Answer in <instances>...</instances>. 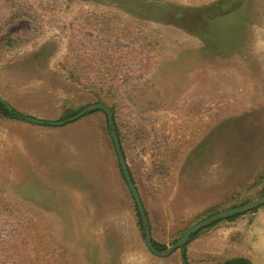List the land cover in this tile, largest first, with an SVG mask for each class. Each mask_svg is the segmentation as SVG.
I'll use <instances>...</instances> for the list:
<instances>
[{"label": "rangeland", "instance_id": "374dc122", "mask_svg": "<svg viewBox=\"0 0 264 264\" xmlns=\"http://www.w3.org/2000/svg\"><path fill=\"white\" fill-rule=\"evenodd\" d=\"M137 33L148 49L128 42ZM15 36L24 43L0 54V98L24 117L63 122L96 104L61 69L69 52L86 77L97 61L135 94L117 122L165 250L263 196L264 0H0V45ZM106 124L99 111L64 126L0 120V264H183L181 249H147ZM184 253L264 264V205L202 230Z\"/></svg>", "mask_w": 264, "mask_h": 264}, {"label": "trees", "instance_id": "16d2710c", "mask_svg": "<svg viewBox=\"0 0 264 264\" xmlns=\"http://www.w3.org/2000/svg\"><path fill=\"white\" fill-rule=\"evenodd\" d=\"M13 20H14V18L11 19V21H13ZM95 24H98V23L95 22ZM107 32H108L107 29L100 31V33H107ZM15 37H17L16 38L17 41L13 39L14 37H9L4 44L0 45V54L11 51L15 46H17L21 43H22L21 45H23L24 41L20 42V41H18L19 40L18 36H15ZM124 39H126L125 36H124ZM131 39H133V40L128 39V42H131V41L134 42L135 41L134 43H136V44L139 43V47H142L143 49H148L152 45L151 44L152 42L146 36H144L141 33L135 34L134 38H131ZM134 43H132V44H134ZM71 55H72L71 52L67 53V55H65L64 59L60 62L59 65H60L61 69L67 74L68 78L72 82L79 85L88 94H90L95 99L96 104H100V105L108 108L109 110H111V112L113 114V125H114V128L116 130V137H117L119 144H120V147H121L122 156L125 159L126 154H125V150H124V144L126 143V136L123 134L121 127L117 122V116L119 115L120 111H122V99L125 98L126 101H128L129 103H131L133 105L134 102L136 101L135 100V94L128 91L125 93V95H123L122 90L118 89L116 86V78L112 75V70H110V67H108L107 65H104V64H97V61H95V63L93 64L94 70L96 71L93 78L86 77L84 74H82L81 70H85V69H87V67L82 66V62L80 60H78L77 58L72 57ZM103 67L107 68L106 72L98 73V72H100V70ZM6 105H8L6 102H5V104L0 103V120L25 121V119L27 117H24L22 114H20L19 112H17L13 108H11V111H8L6 109ZM98 111L102 112L100 110H98ZM105 132H106V134H107L108 138L110 139L111 144L113 146L107 124L105 127ZM129 174L131 176L130 171H129ZM262 184H264V174L258 178L257 183H256V185H262ZM129 192H130V190H129ZM261 194L264 195V188L261 190ZM135 207H136V205H135ZM254 211H252V212H254ZM211 214H213V213H211ZM136 215H137V220H138V226L140 227V229H143V224H142V221L140 219V215L138 213L137 208H136ZM145 216L147 217L146 213H145ZM240 216L241 215L234 216V217L226 219L224 221H232V220H234ZM217 223H219V222H217ZM217 223H215V224H217ZM215 224H213V225H215ZM213 225H211V226H213ZM207 228H209V227H207ZM185 232H183L182 235ZM199 233L192 236L191 239H194ZM152 245H153V248L158 252H162L165 250L164 246H161V245L155 243L153 240H152ZM184 248H185V246L181 249L182 261H183V264H188L187 258H186L185 253H184ZM213 264H255V263L246 257H233V258L225 259V260H222L218 263H213Z\"/></svg>", "mask_w": 264, "mask_h": 264}, {"label": "water", "instance_id": "95a60500", "mask_svg": "<svg viewBox=\"0 0 264 264\" xmlns=\"http://www.w3.org/2000/svg\"><path fill=\"white\" fill-rule=\"evenodd\" d=\"M0 103L1 104H5V101L0 98ZM6 109L8 111H11V107L9 105H6ZM102 111L106 117H107V126H108V130L110 133V137L112 139L113 145H114V149L116 152V155L118 157V161H119V165L121 168V172L123 175V178L127 184L128 189L131 192V195L133 197V200L135 202L136 208L138 210V213L140 215V219L142 221L143 224V229H144V238H145V245L147 247V249L154 255L160 256V257H167L169 256L171 253H173L176 250L182 249L187 243L188 241L191 239L192 236H194L195 234H197L198 232H200L201 230L210 227L211 225L220 222V221H224L226 219L232 218L234 216H239V215H243L246 214L248 212H252L258 208H260L261 206L264 205V195L260 198H258L257 200H254L252 202H249L247 204H244L242 206L236 207V208H232V209H228V210H224L221 211L217 214H214L212 216H210L207 219H204L200 222H198L197 224H195L194 226H192L191 228H189L176 242L173 246H171L170 248L162 251V252H158L153 248L152 245V239L150 236V229H149V224L147 222L146 216H145V212L141 203V199L139 197V194L132 182L131 176L129 174L127 165L125 163V159L122 156L121 153V147L119 144V141L116 137V131L113 125V114L111 112V110H109L108 108L100 105V104H93L85 109H83L80 113H78L77 115L73 116L72 118L63 121V122H50V123H46L44 121L41 120H36V119H31V118H26L25 121L34 125H40V126H44V125H49V126H64L67 123L70 122H74L76 120H78L79 118H82L83 116H85L87 113L90 112H94V111Z\"/></svg>", "mask_w": 264, "mask_h": 264}, {"label": "crops", "instance_id": "0c3cea01", "mask_svg": "<svg viewBox=\"0 0 264 264\" xmlns=\"http://www.w3.org/2000/svg\"><path fill=\"white\" fill-rule=\"evenodd\" d=\"M245 257H246V258H248V259H250V257H249V256H245ZM250 260H251L252 262H254V261H253V259H250Z\"/></svg>", "mask_w": 264, "mask_h": 264}]
</instances>
